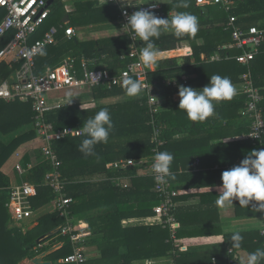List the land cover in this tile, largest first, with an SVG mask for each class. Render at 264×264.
Masks as SVG:
<instances>
[{
	"label": "trees",
	"instance_id": "1",
	"mask_svg": "<svg viewBox=\"0 0 264 264\" xmlns=\"http://www.w3.org/2000/svg\"><path fill=\"white\" fill-rule=\"evenodd\" d=\"M229 1L232 7L227 11L218 3L212 2L202 5L197 4L196 0H189L187 9L174 7L177 0H171V2L161 5L165 10L188 11L196 15L199 19V29L195 36L186 34L177 37L173 33H162L159 39H155L154 43L160 52L172 51L178 42L188 40L190 54L183 56L181 62L177 58H169L160 60L154 68L146 66L147 76L150 81L157 83L156 86L162 96V94L178 92L179 86L202 89L207 85L212 75L227 76L236 85L241 83L240 75L249 71L254 86L258 87L261 93L262 99L259 102V107L264 115V50L257 54L248 65H244L233 57L241 53L239 48L234 46L223 47L232 43L230 30L224 26L230 15L236 17L234 24L241 28H248L253 25L264 28V0ZM50 8V15L33 35V38L42 36L44 31L52 25L62 24L61 16L66 13L69 15V25L76 29L119 20L118 7L100 5L99 0H53ZM197 38L202 39L201 43H197ZM128 42V35L124 32L80 39L77 32L76 35L67 38L60 30L57 44L50 46L43 51V55L37 57V71L42 72L49 65L72 54L93 59L94 62L90 64L91 68L107 70L110 75H114L129 61L127 57L121 58L128 53ZM139 44L141 51L144 42L139 39ZM215 53L219 55V59L210 60ZM201 54L205 55L204 58L200 57ZM12 68V66L1 63L0 76L2 78L8 77ZM88 93L90 99L50 111L46 115L47 121L52 122L56 127L70 125L77 128L82 127L87 119L93 117L101 108L106 107L110 111L114 124L109 142L95 146V156L85 157L78 150L80 143L85 138L82 135L67 136L53 140L51 143L53 151L61 162L60 173L68 181L65 186V193L72 198L69 205L70 216L73 213H84L88 210L89 205H99L101 204L100 201H102L101 205H104L107 198L112 201L113 205L111 210L106 213H153L152 206L160 202V198L154 190L155 179L151 165L152 158L156 154L154 148L157 147L159 150L168 151L174 155L172 146H176L177 143L172 141V137L187 131L192 135L193 130L198 128V123L191 120L186 122L187 118L184 116V111L178 108L179 102H170L168 111H160V106L158 112L154 114L153 125L147 98L142 91L138 96L133 97L128 96L122 86L98 85L88 90ZM245 101L246 95L237 92L232 100L221 101L216 104L217 123L212 122L211 125L213 129L222 131L217 132L223 133L218 135L248 132L249 121L240 113L245 106ZM0 113L14 116L17 121L19 120V123L29 120L32 124L33 121L30 104L20 100H1ZM19 125L23 124H18L11 119L8 129H5L6 133ZM154 126L160 130L158 139L163 142L161 146H157V142L152 140ZM204 130L206 131V129ZM36 139V132L31 130L16 137L10 143L0 140V168L15 153L20 144L31 143ZM188 141L191 143L193 140ZM208 141L209 138L206 142ZM230 144L242 152H239V155L237 154L238 156L232 159H224L223 164L225 165L231 164L235 159H239L241 162L245 155L258 149L247 139L233 141ZM196 152L197 150H193L190 154L180 155H183L184 160L189 161L192 157L197 156ZM33 154V159L28 155L23 157L24 166L26 163H32L33 166L28 173L18 179V182L23 179L35 184V192L29 197V203L31 210L38 213L46 206L53 207L57 195L49 186L45 185L44 181L45 174L52 170L51 163L44 160L39 146L34 148ZM177 157L174 156L173 161L177 160ZM128 158L135 159L136 164L118 168L108 166L111 162L125 161ZM141 159L146 160L143 163H138ZM142 167L149 169V175H135L136 171ZM171 169H175L173 164ZM183 176L192 177L195 175L185 173ZM99 178L103 180L93 182ZM112 178H118V184L113 182ZM124 178L130 180L129 186L121 182ZM169 183H171V179ZM9 185V178L0 169V264H18L24 258H33L42 250L47 249L45 247L38 248L37 239L64 222V217H61L53 208L51 212L40 214L36 226L31 229H26L23 232L20 227H10L11 217L5 205L8 200L7 188ZM133 195L140 196V199L134 201ZM250 206L252 207V205ZM252 208L254 209V207ZM174 213H176V208ZM155 231H157L156 235ZM154 235L159 241L153 242L152 237ZM135 236L140 237L135 244L136 251L126 249L118 253L122 260L128 264L136 259L164 256L173 248L171 243H164V239L168 238L169 235L168 230L162 229V226L141 227L136 231ZM57 237L61 241L66 238L59 235ZM51 238L54 239V237ZM263 243L264 236H261L257 245L262 248ZM68 246L69 241L65 239L64 245L58 251L59 253L56 252L53 257H64L70 253L71 250ZM248 251L250 253L255 250L248 249ZM223 258V255H218L217 261L223 262ZM234 262L232 264H235Z\"/></svg>",
	"mask_w": 264,
	"mask_h": 264
},
{
	"label": "built area",
	"instance_id": "2",
	"mask_svg": "<svg viewBox=\"0 0 264 264\" xmlns=\"http://www.w3.org/2000/svg\"><path fill=\"white\" fill-rule=\"evenodd\" d=\"M218 3L225 10H229L232 4L229 0H196L197 4H206L207 2ZM124 3H132L126 0ZM137 3V4H135ZM131 6L125 5L120 0H99L100 5H115L119 9V23L123 32L128 35V53L121 58L129 59L125 67L118 73L110 75L107 70L91 68L90 61L81 58L77 62L75 57H67L62 62L48 67L45 71L36 72V58L52 45L57 44L58 34L61 30L65 37H72L76 30L67 22L60 25H52L44 31L39 38H33L39 27L45 22L51 12L49 0H0V64L5 63L12 66L9 76L0 79V101L20 100L27 102L33 112L32 128L36 135L41 139L42 144L39 146L44 160H48L52 165V170L45 174V185L49 186L57 195L53 202V208L61 217H64L63 224L60 225L59 233L61 236L68 237L75 244L82 234L74 230L72 218L70 216L69 205L72 198L65 193V186L68 181L62 177L59 167L60 160L51 147L53 140L61 139L67 136H80L78 129L71 126L54 128L51 122L46 119L47 113L62 107L64 103L56 101L49 95L53 91L70 88L91 89L98 85L103 86H122V80L125 74L132 76L134 79L147 83V87L142 92L147 98V105L151 114V123L154 125V114L158 112L162 104V96L157 88V83L150 81L147 76V68L140 60L139 38L125 26L127 17L125 13L131 15L140 8H148L145 2H135ZM159 17H171L177 11L165 10L159 3L158 7L152 9ZM236 17L230 15L229 20L225 23V28L230 30L232 43L223 47H236L241 50L240 54L234 57L239 63L248 65L255 56L264 50V28L255 25L248 28H241L234 24ZM219 55L211 56L210 60H218ZM94 62V60L92 61ZM14 64H18L14 66ZM240 93L246 95L245 106L241 110V115L249 121L248 132L244 138L249 140L252 145L257 146V150L264 148V115L259 107L262 99L259 88L254 86L251 73L245 72L240 75ZM55 100V101H54ZM61 100V99H60ZM73 104L71 102L68 105ZM152 140L157 142V146L163 144L158 139L160 130L153 127ZM154 151L160 152L157 147ZM20 156V155H18ZM141 159L138 163L145 162ZM154 162L152 158L151 165ZM198 163V160L195 161ZM133 158L125 161H114L108 164L115 168L135 165ZM21 162L20 157L14 163V169L19 177H23L32 168V163ZM154 176V173H153ZM113 182L118 184V178H112ZM35 184L21 179L19 183L9 185L7 188L8 200L6 207L11 219L15 223L29 220L34 216L31 210L29 197L34 192ZM154 190L160 198V202L154 206L153 212L159 216L161 225L169 231V240L174 241L177 236L178 225L174 215L176 208L175 198L177 191L171 188L169 181L166 185H160L155 181ZM255 203V202H253ZM261 235L264 236V220L260 229ZM232 253L230 249L228 251ZM86 260L82 248L74 246L71 253H68L60 259L65 264H82ZM213 264H217L215 258H212ZM231 263L232 259H228ZM170 264H176L171 262Z\"/></svg>",
	"mask_w": 264,
	"mask_h": 264
},
{
	"label": "crops",
	"instance_id": "3",
	"mask_svg": "<svg viewBox=\"0 0 264 264\" xmlns=\"http://www.w3.org/2000/svg\"><path fill=\"white\" fill-rule=\"evenodd\" d=\"M140 1L145 2V0H135V2ZM159 2L161 5H163L164 3L171 2V0H159ZM208 3L212 2L209 1L206 4ZM1 14L2 11L0 10V16ZM66 15L67 13L61 16L62 22H64L63 19ZM69 21L70 19L68 15V19L65 20V22L69 24ZM76 32L80 39H90L105 35L119 34L123 32V29L121 28L117 19L111 22L99 23L87 27L85 26L80 31L76 29ZM167 33L171 32H166V34ZM196 41L197 43H201L202 39L197 38ZM189 54L190 44L188 40H184L178 42L176 48L172 51H159L157 63L160 60L169 58H177L179 59V62H181L182 57ZM204 56V54L200 55L201 58H204ZM67 57H75L77 62L80 61L81 58L90 61V64L93 61V59L86 58L83 55L76 56L70 54ZM64 59L52 65L58 64ZM17 65L18 64H14V66ZM52 65H49L48 67ZM48 67H46V69ZM36 72H38L37 61ZM0 79L4 78L0 76ZM235 86L238 90L237 92H239L240 83L236 84ZM81 90L88 91L90 89ZM66 97V95L51 96L52 99L64 103L62 107L71 106L80 101L90 99V96H88L86 99H72L73 104L66 105ZM161 100L162 104L160 111H168L170 108L168 107V104L170 102H179L178 92H173L166 95L162 94ZM184 116H186V113ZM187 120L189 121L190 119L187 118L186 122H188ZM216 120L217 115H213L203 122H196L198 123V128L193 130L192 135H190V132L187 131L186 133L175 134L172 137V141H176L177 143L176 146H172V151L174 152L173 156L178 157L177 160L173 161L172 163L173 167L175 168L171 169L174 179H171V183L169 184L177 191V196L175 198L176 213H174V215L178 225V230L176 239L174 241H170L169 236L168 238L166 237L164 239V243H171L173 245L172 250L168 251L166 255L161 257L136 259L132 260L129 264H170L171 262L176 264H213L212 258H215L217 264H232L235 260V264H240L242 260L246 259V255L249 253L248 249L256 250L257 248H261L257 245V242L262 236L260 229L264 220V212H257L256 209H253L251 206L243 207L239 205L238 201H234V204L225 207H220L216 204V200L220 192L218 187L221 184V173L234 166H237L240 163L239 159H235L231 164H223L224 159H232L237 157L239 152H242L236 147L230 146V142L245 139V133L218 135L223 134L217 133L222 131L213 129V126L211 125V123L216 122ZM52 125L56 129L64 126H70L64 125L56 127L53 123ZM203 128L206 129V131ZM207 138H209L208 142H206ZM188 140L193 141L190 143ZM40 143L42 144V141L37 136L36 141L29 143V151L33 153L34 148L36 146H40ZM193 150H197V156L192 157L189 161L184 160L182 158L183 155H180L190 154ZM15 157L17 160L20 157L22 162L23 156L20 153L16 152ZM196 159L199 160V163L197 164L195 163ZM8 168V165H5L3 173L9 178L10 185L19 183L18 179L20 177L17 175L15 181H13V178H11V176L7 173L8 170L6 169ZM185 173L193 174L195 176H183ZM147 174L149 175V169L143 167L135 173V175ZM101 180L103 179L99 178L98 180L95 179L93 182H98ZM121 182L128 184V186L130 185V180L127 178H124ZM138 199H140V196L133 195L134 201ZM105 200L106 201L104 205H101L102 201H100L101 204L99 205H89V208L86 212L73 213L71 216L75 232L82 234V237L75 244H73L68 237L65 239L69 241L68 247L70 248L71 252L74 246L82 248L86 257V261H84L82 264H128L122 260L118 253L126 249L136 251L137 247L135 244L140 238L135 236L136 231L141 229V227L145 228L146 226H162L160 224L161 220L159 219V216L154 212L143 214L133 212L106 213L107 211L111 210L113 203L112 201H109V198ZM154 206L155 205L152 206V211ZM49 207L53 209L52 206H46L43 209L49 211L51 210H48ZM43 209L38 211V213H35L34 216L28 220L25 228L22 223L20 224V228L23 232L25 229H31L36 226L37 218L43 213ZM15 224L17 225V223ZM162 229L167 228L162 226ZM157 231H155V235L157 234ZM234 232H240L244 237L240 249L231 248V242L229 240L230 236ZM58 235L61 236L59 231L57 235L53 236L54 239H47L46 241L40 243L38 248H47L40 252L42 253L51 247L58 246L56 250L52 251L53 253L50 252L51 254H47L43 259L50 261L52 264H65L61 263L60 261L63 256L53 257V255L62 248L65 241V239H62L63 241H61V239L58 240ZM155 235L152 237L153 242L159 241L156 240ZM145 243H147V241H145ZM102 249H105L103 250L104 252ZM230 249L232 250V253L228 252ZM218 255L224 256L223 262L217 261ZM31 259L32 258H24L18 264H34L32 263ZM228 259H232V262L230 263Z\"/></svg>",
	"mask_w": 264,
	"mask_h": 264
},
{
	"label": "clouds",
	"instance_id": "4",
	"mask_svg": "<svg viewBox=\"0 0 264 264\" xmlns=\"http://www.w3.org/2000/svg\"><path fill=\"white\" fill-rule=\"evenodd\" d=\"M120 2L131 6L135 0L132 3H124L123 0ZM159 3V0H145L143 4H148V8H140L131 15L125 13L127 17L125 26L144 42V47L140 51V60L143 65L153 68L157 65L159 56V49L154 40L159 39L162 33L171 32L177 37L186 34L195 36L199 29L198 17L188 11H177L166 18L157 16L152 9L157 8ZM174 7L187 9L189 0H177ZM43 54L41 52V55ZM147 86V83H142L127 74L122 80V88L128 96H138ZM237 91L229 77L212 75L202 89L179 86L178 108L183 110L191 121L203 122L215 115L217 103L232 100L237 95ZM72 99V93H68L66 105L70 104ZM113 128L109 109L101 108L93 117L87 119L82 127H79V133L85 138L78 150L85 157L95 156V146L107 144ZM173 160V154L168 151L155 154L152 172L158 184L166 185L170 179H174L171 173ZM218 189H220L216 200L218 206H230L234 201H238L243 207L252 205L257 212H264V148L252 150L237 166L223 171ZM243 239L240 232H234L229 240L231 248L240 249ZM240 264H264V247L248 253Z\"/></svg>",
	"mask_w": 264,
	"mask_h": 264
},
{
	"label": "rangeland",
	"instance_id": "5",
	"mask_svg": "<svg viewBox=\"0 0 264 264\" xmlns=\"http://www.w3.org/2000/svg\"><path fill=\"white\" fill-rule=\"evenodd\" d=\"M94 25H96V24H94ZM80 30H82V28L78 29V31H80ZM68 93H72V97L75 100L86 99L89 96L88 91L81 90L80 88L61 89V90L53 91L49 95H51V96H53V95H56V96L57 95H60V96L66 95L67 96ZM11 119L15 120L18 124H23V125H19L16 128H14L12 131L6 133L5 129H8L9 124L11 122ZM31 128H32V125L30 124L29 120H25V121L19 123V120L17 121V119L14 116H12V115H3V114L0 113V140H3L4 142L10 143L16 137H18L20 135H23L25 133H28L29 131L33 130V128L32 129ZM28 146H29V143L20 144L17 147L15 153L18 152L23 157L28 155L31 159H33V156H34L35 153L34 154L31 153L29 151L30 148ZM15 153L6 162H4V164L0 168L2 170V172H3L4 171V166L8 165L9 168L6 169V170H8L7 173H8V175L11 176V178H13L12 179L13 181H15V179L17 177V174H16V172L14 171V168H13L14 163L17 161V158L15 157ZM49 209H51V210H49ZM48 210H49V212L53 211V209L50 208V207L48 208ZM42 212L45 213V212H48V211L44 210ZM27 222H28V220H25V221L22 222V224L24 225V228L26 227L25 225H26ZM20 224H21V222L17 223V225H16L15 222L11 219L10 227H12V226L20 227Z\"/></svg>",
	"mask_w": 264,
	"mask_h": 264
},
{
	"label": "water",
	"instance_id": "6",
	"mask_svg": "<svg viewBox=\"0 0 264 264\" xmlns=\"http://www.w3.org/2000/svg\"><path fill=\"white\" fill-rule=\"evenodd\" d=\"M53 0H49V4H51ZM68 19V15L65 16V18L63 19V21ZM60 230V225H57L55 227H53L52 229H50L47 233L41 235L38 239H37V243L40 244L44 241H46L47 239H50L51 237L57 235L58 231ZM58 246H54L51 247L50 249H48L45 252L40 253L39 255H36L35 257H33L32 263L34 264H52L50 261H46L43 258L49 254L50 252L54 251L57 249Z\"/></svg>",
	"mask_w": 264,
	"mask_h": 264
}]
</instances>
